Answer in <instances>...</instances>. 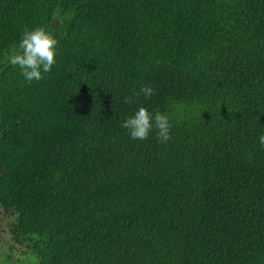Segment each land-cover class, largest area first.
I'll use <instances>...</instances> for the list:
<instances>
[{
    "label": "trees",
    "instance_id": "1",
    "mask_svg": "<svg viewBox=\"0 0 264 264\" xmlns=\"http://www.w3.org/2000/svg\"><path fill=\"white\" fill-rule=\"evenodd\" d=\"M37 27L56 62L29 83L8 58ZM140 107L167 142L122 126ZM261 135L264 0H0V218L24 247L0 264H264Z\"/></svg>",
    "mask_w": 264,
    "mask_h": 264
},
{
    "label": "clouds",
    "instance_id": "2",
    "mask_svg": "<svg viewBox=\"0 0 264 264\" xmlns=\"http://www.w3.org/2000/svg\"><path fill=\"white\" fill-rule=\"evenodd\" d=\"M57 40L46 27H37L32 30L25 29L18 46L10 50L9 62L19 66L24 79L31 83L43 78L42 73L51 71L55 64ZM140 92L146 98L155 94L150 85H142ZM140 93H137L139 95ZM130 98L126 97L128 103ZM157 131V139L164 143L170 139V122L166 113L156 112L153 115L145 107H140L133 116L123 122V127L129 130L133 139H147L153 129ZM259 143L264 147V135L259 137Z\"/></svg>",
    "mask_w": 264,
    "mask_h": 264
},
{
    "label": "rangeland",
    "instance_id": "3",
    "mask_svg": "<svg viewBox=\"0 0 264 264\" xmlns=\"http://www.w3.org/2000/svg\"><path fill=\"white\" fill-rule=\"evenodd\" d=\"M1 209V208H0ZM6 212H1L0 214H5ZM0 237L3 235V239H0V252L3 251L5 253L8 250V246H11L13 249V258H17L20 256L22 250H23V245L20 243L15 242L12 237L8 234V226L5 220L0 218ZM27 264V263H25ZM29 264V263H28Z\"/></svg>",
    "mask_w": 264,
    "mask_h": 264
}]
</instances>
